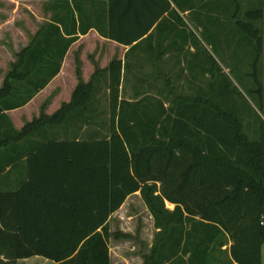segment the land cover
I'll return each mask as SVG.
<instances>
[{"label":"trees","instance_id":"trees-1","mask_svg":"<svg viewBox=\"0 0 264 264\" xmlns=\"http://www.w3.org/2000/svg\"><path fill=\"white\" fill-rule=\"evenodd\" d=\"M71 3L66 0L53 6L51 22L17 52L0 87V174L10 173L16 161L28 157L27 177L14 189L0 190V264H16L32 256L54 264H110L108 240L111 235L122 237L120 232H110V217L136 192L157 229L144 264H208L210 246L222 247L224 235L231 240L233 263L261 264V117L256 138L251 139L236 112L213 99L177 96L169 107L151 97L120 99L122 67L113 60L107 69H96L89 82L80 81L70 102L55 113L41 112L20 130L14 128L5 112L23 106L47 85L77 39L64 37L57 24L63 25L69 17L75 24L74 11L80 33L94 25L100 35L123 45L146 35L151 41L152 29L177 28L167 14L183 27L184 33L176 37L183 50L189 35L178 10L192 15L209 6L208 0H103L92 24L87 22L82 0ZM253 14L259 18L262 12H248ZM200 16L192 15L206 27ZM250 37L257 39L259 56L258 30ZM194 43H198L196 36ZM106 71L110 116L105 134L84 131V139H59L51 129L60 125L96 124L101 129L97 120L102 111L94 107L92 98ZM165 80L166 85L171 82ZM256 83L260 106H264L262 84ZM20 142L28 144L21 150ZM166 203L173 204V209Z\"/></svg>","mask_w":264,"mask_h":264},{"label":"rangeland","instance_id":"rangeland-1","mask_svg":"<svg viewBox=\"0 0 264 264\" xmlns=\"http://www.w3.org/2000/svg\"><path fill=\"white\" fill-rule=\"evenodd\" d=\"M208 3V7L202 11L197 9L192 14L199 13L200 22L205 23L206 27L194 20L192 15L182 12L186 23L185 34L189 35L186 44L193 46L194 51L196 47V53L186 49L179 55L182 59L179 64H174L171 69L166 67L159 70L162 73V78L159 77L162 84L157 87L159 90L155 92V88L151 89L144 97L160 99L166 107L177 96L213 99L223 108L234 110L246 133L255 139L256 128L261 119L264 121V106H260L255 91L258 80L262 84L264 105V0H208ZM257 10H261V17L248 15V12ZM36 14H46L45 0H0V87L17 60L16 50L30 42L32 32L37 27L34 20ZM244 23L247 28L241 25ZM254 30H258L261 37L259 56L257 39L249 38L254 35ZM191 35L198 38L197 44L194 43L195 36ZM166 78L171 81L167 85ZM98 91H104L103 86ZM96 103L102 107V114L96 120L100 121L99 135L103 136L108 120L104 113L105 101ZM37 116L36 113L34 118ZM80 135L87 137L85 132ZM25 144L28 143H19L21 150ZM25 167L23 163L17 164L10 173L0 174V190L14 189ZM166 207L173 209L174 205L166 203ZM109 229L112 234H122L120 238L111 235L108 240L110 264H144L145 257L151 254L155 245L157 229L138 192L129 195L112 215ZM222 241V247L218 244L210 246L208 264H235L230 257L231 240L224 235ZM45 259L32 256L31 259H19L16 264H54ZM261 264H264V243L261 247Z\"/></svg>","mask_w":264,"mask_h":264},{"label":"crops","instance_id":"crops-1","mask_svg":"<svg viewBox=\"0 0 264 264\" xmlns=\"http://www.w3.org/2000/svg\"><path fill=\"white\" fill-rule=\"evenodd\" d=\"M61 1L66 0H45L46 14L34 15L37 27L32 32L30 42L43 25L51 22L52 15L55 11L53 6ZM67 1L72 4V0ZM82 2V7L85 8L89 18L87 22L91 21L92 24H94L96 21V12L103 5V0H82ZM178 12L184 20L183 13L179 10ZM184 13L187 14L188 12L185 11ZM165 15L171 22L176 23L177 28L172 29L170 26L165 25L159 30L152 29L150 34H152L154 38L151 41L146 40L148 36L146 35L132 45H123L107 39L98 33L94 25H91L93 27H90L86 33H80L79 20L76 11H74V16L76 18L75 24H73V22L71 24V17L64 18L63 25L57 23L64 37L68 38L76 36L77 39L68 47L62 58L59 72L47 83V85L39 90L23 106L5 112L10 118L14 128L20 130L27 122H30L34 118L36 113L38 116L41 112L47 115L55 113L64 103L70 102L73 91L80 81L84 83L89 82L96 69H107L113 60L120 61L122 67L120 99L129 101L138 100L143 98L150 92L149 90L154 88L155 92H157L159 90L157 88L158 85L162 84V82L159 83V77L162 78V73L159 70H163L166 67L171 69L174 67V64H179V61H182L181 57L179 58V55L181 52L186 51V49L190 52L194 51L193 46L190 45L188 47L187 44H185L183 50H181L180 41L177 40L176 37L181 33H184L183 27L177 24V22L167 14ZM26 46L27 45L24 47ZM21 50L22 48H19L16 52ZM167 63L169 65H166ZM77 70H79V74L77 73ZM108 83L109 73L106 71L99 83V86H103L104 91H101V93L97 91L92 99L93 101H105L104 113H106L109 118ZM94 107L102 111L100 104L96 103ZM51 130L52 132L59 134V139H84L86 137L80 135L83 134L84 131H101L96 124L85 125L80 123L72 124L71 126L60 125ZM104 132L106 131L104 130ZM15 154L19 155L17 152H15ZM21 163L26 166L21 177L23 179L27 177L28 171V157L26 155L20 158L19 161L15 162V164ZM8 169L9 168L6 170ZM14 170L16 173L15 168ZM116 212L117 211L112 215ZM25 259H31V257Z\"/></svg>","mask_w":264,"mask_h":264}]
</instances>
